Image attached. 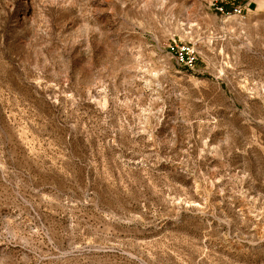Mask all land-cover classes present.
<instances>
[{"label": "rangeland", "instance_id": "1", "mask_svg": "<svg viewBox=\"0 0 264 264\" xmlns=\"http://www.w3.org/2000/svg\"><path fill=\"white\" fill-rule=\"evenodd\" d=\"M0 264H264V0H0Z\"/></svg>", "mask_w": 264, "mask_h": 264}, {"label": "built area", "instance_id": "2", "mask_svg": "<svg viewBox=\"0 0 264 264\" xmlns=\"http://www.w3.org/2000/svg\"><path fill=\"white\" fill-rule=\"evenodd\" d=\"M220 11L223 12L222 9H220ZM227 13L228 14H233L235 16H241V9L238 8V7H234L232 11L227 12ZM180 59L182 61L184 60L187 63H191L193 61V58H191L188 53H186V54L185 53H180Z\"/></svg>", "mask_w": 264, "mask_h": 264}]
</instances>
